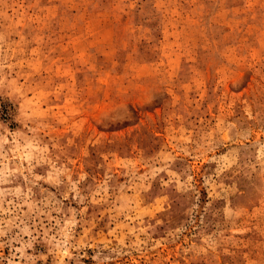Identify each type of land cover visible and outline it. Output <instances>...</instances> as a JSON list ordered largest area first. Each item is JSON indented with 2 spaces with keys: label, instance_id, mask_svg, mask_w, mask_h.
<instances>
[{
  "label": "rangeland",
  "instance_id": "rangeland-1",
  "mask_svg": "<svg viewBox=\"0 0 264 264\" xmlns=\"http://www.w3.org/2000/svg\"><path fill=\"white\" fill-rule=\"evenodd\" d=\"M0 264H264V0H0Z\"/></svg>",
  "mask_w": 264,
  "mask_h": 264
}]
</instances>
